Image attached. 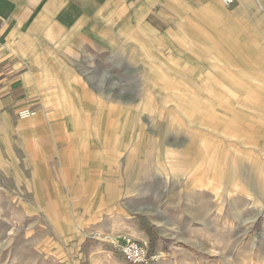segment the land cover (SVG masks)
I'll use <instances>...</instances> for the list:
<instances>
[{"label":"rangeland","instance_id":"rangeland-1","mask_svg":"<svg viewBox=\"0 0 264 264\" xmlns=\"http://www.w3.org/2000/svg\"><path fill=\"white\" fill-rule=\"evenodd\" d=\"M237 9L220 20L226 29L211 27L204 42L216 52L221 45L215 43L223 38L250 44L237 51L231 43L222 58L200 60L206 73L192 75L178 68L184 73L180 79L174 75L152 83L140 69L129 75L125 67L114 68L111 59L99 62L110 71L99 78V95L133 116L131 125H122L130 130L124 137L126 152L119 157L121 166L136 170L120 186L133 188L117 206L131 201L130 214L145 224V201L153 190L151 215L169 218V229L151 230V252L164 255L156 264H264V8H250L245 17ZM97 133L103 142L104 130ZM10 144L14 146L12 139ZM114 146L103 148L109 152L107 161L114 158ZM36 150H26L30 174L16 166L20 183L27 186L23 203L0 196V264H123L120 251L128 238L72 235L89 214L90 200L69 196L64 178L55 192L49 184L37 188L48 161ZM84 152L69 163H103L91 153L97 151ZM60 160L68 164L67 155ZM37 189L40 204L33 196ZM51 196L59 202L49 203ZM175 216L182 218L179 228H171Z\"/></svg>","mask_w":264,"mask_h":264},{"label":"crops","instance_id":"crops-1","mask_svg":"<svg viewBox=\"0 0 264 264\" xmlns=\"http://www.w3.org/2000/svg\"><path fill=\"white\" fill-rule=\"evenodd\" d=\"M231 1L227 5L222 0H0V196L23 203L22 190L27 186L20 183L16 166L30 174L26 150L36 154L38 147L48 163L43 168L46 177L39 178L37 188L49 184L55 192L58 180L64 178L69 196L90 200L89 214L72 235L85 240L131 238L149 244L154 240L152 229L157 233L169 229L165 214L158 219L151 215L153 190L145 201V224L130 214L131 201L120 209L117 206L121 203L117 200L133 188L120 186L136 170L129 164L121 166L119 158L127 149L124 137L130 130H122V125H131L133 116L99 95V78L110 72L99 62L111 59L114 68L125 67L129 75L140 69L152 83L174 75L180 79L184 73L176 72L178 68L192 75L206 73L200 60L222 58L231 43L237 51L250 44L223 38L215 43L221 45L219 51H213L204 42L210 28L225 30L220 20L233 7L243 17L250 8H264V0ZM143 40L149 44L142 45ZM252 59L256 64L257 59ZM23 109L33 111V118L21 121ZM99 130H104L103 142ZM114 144L116 152L110 153L114 158L108 162L109 152L103 148ZM85 149L97 151L91 153L101 156L103 163H69L72 156L87 154ZM62 154L68 164L61 163ZM33 194L35 202H43L39 189ZM51 197L49 203L59 202ZM181 220L173 217L171 228L181 227Z\"/></svg>","mask_w":264,"mask_h":264},{"label":"built area","instance_id":"built-area-1","mask_svg":"<svg viewBox=\"0 0 264 264\" xmlns=\"http://www.w3.org/2000/svg\"><path fill=\"white\" fill-rule=\"evenodd\" d=\"M222 1L227 5L232 3L231 0ZM34 115L35 113L29 109H23L19 112V118L22 120H28ZM120 252L124 260L130 264H150L159 260V256L151 252L149 244L137 240L127 241L122 245Z\"/></svg>","mask_w":264,"mask_h":264},{"label":"bare ground","instance_id":"bare-ground-1","mask_svg":"<svg viewBox=\"0 0 264 264\" xmlns=\"http://www.w3.org/2000/svg\"><path fill=\"white\" fill-rule=\"evenodd\" d=\"M32 118H33V117H32ZM32 118H31V119H32ZM20 120H22V119H20ZM29 120H30V119H29ZM22 121H24V120H22ZM130 240H134V239L128 238V239L125 241V243H126L127 241H130ZM125 243H124V244H125ZM143 243H145V242H143ZM145 244H147V243H145Z\"/></svg>","mask_w":264,"mask_h":264}]
</instances>
